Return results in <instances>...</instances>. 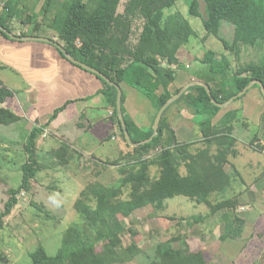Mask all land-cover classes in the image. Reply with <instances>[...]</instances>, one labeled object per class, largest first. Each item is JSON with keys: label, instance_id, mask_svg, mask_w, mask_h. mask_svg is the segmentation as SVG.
<instances>
[{"label": "trees", "instance_id": "trees-1", "mask_svg": "<svg viewBox=\"0 0 264 264\" xmlns=\"http://www.w3.org/2000/svg\"><path fill=\"white\" fill-rule=\"evenodd\" d=\"M121 2L43 0L41 10L37 12L25 0H0V23L13 32L14 21L20 20L22 25L30 26L29 32L22 33L27 36L46 35L47 26L54 30L59 41L74 57L101 70L121 86L127 84L138 88L159 111L183 88L174 85L182 65L187 69L178 53L198 33L179 9L165 17L166 9L174 8L178 0H127L124 10L119 11ZM190 13L202 18L206 30L204 41L213 35L227 51L220 53L204 45L203 54L197 57L207 65L205 75L200 78L211 87L218 102H227L253 80L264 82V0H191ZM139 17L143 26L137 41H133L134 22ZM223 21L234 25L232 38L224 36ZM0 35L10 37L1 29ZM247 49L260 54L258 58L240 63ZM97 76L104 84L102 94L112 110L111 121L128 148L113 161L99 162L105 168L116 165L121 177L117 184H107L99 180L100 171L97 172L98 177L86 183L75 202L81 221L66 230L62 245L55 254H50L40 243L30 252L32 264H120L133 260L134 253L123 240L127 228L121 221L110 219L109 210L129 218L136 210L153 206L152 214L161 217L167 209L168 199L185 196L207 205L206 214L191 217L199 222L236 203L233 196L228 197L227 194L239 174L231 162V158L238 155L236 128L241 120L239 109H228L215 122L224 108L213 102L205 86H191L165 110L158 135L152 141L134 147L127 141L118 116L117 87ZM254 87L260 88L258 84ZM11 95L10 89L0 88V101ZM262 95L264 98L263 91ZM124 99L123 94V103ZM181 106L194 114L207 116L199 122L200 135L196 140L180 142L173 124L168 121L170 111ZM64 108H58L53 117H57ZM123 110L125 114L124 106ZM21 120L23 117L11 109L0 108V125H11ZM125 120L133 135L135 124L126 115ZM260 131L264 133V112ZM153 133L154 128L132 139L140 142ZM43 134L44 128L35 126L25 138L28 160L22 165L24 174L20 183L9 188V197L0 210V232L6 226V218L19 203V193L31 191L33 180L43 168L39 145ZM50 154L55 167L65 168L77 159L90 158L84 157L67 141L51 150ZM154 167L158 176L152 174ZM165 216L176 218L174 215ZM222 220L221 239H236L242 234L243 219L225 213ZM184 238L182 234H175L168 242H160L155 264H208L203 252L191 250L185 242L175 245Z\"/></svg>", "mask_w": 264, "mask_h": 264}, {"label": "crops", "instance_id": "crops-1", "mask_svg": "<svg viewBox=\"0 0 264 264\" xmlns=\"http://www.w3.org/2000/svg\"><path fill=\"white\" fill-rule=\"evenodd\" d=\"M13 24L16 37L0 35V88L6 87L13 92V95L0 101L1 107L23 117L19 122L26 125L28 132L35 126L44 128L39 140L41 150L45 146H51L48 151L53 150L62 141H67L75 149V143L80 145L84 149L82 153H98L97 159L101 161L115 159L121 151L127 150L120 131L111 121L112 110L102 94L103 81L95 73L72 62L55 44L26 38L27 35L22 33L29 32L28 25H22L20 20H15ZM50 38L63 45L57 38ZM186 66L191 69V65ZM206 70L207 67L202 68L196 74L191 70L179 71L175 87L201 80ZM8 76H13L14 81L8 80ZM253 87L243 98H236L223 107L215 118V122L219 121L228 109L240 110L241 120L236 128L238 155L231 158L239 174L227 194L228 197L233 196L236 203L225 206L198 223L183 219V223L187 222L185 229L176 232L185 236L180 244L185 242L191 250L203 252L208 264H261L264 258V250L260 251L263 249L261 242H264V133L260 131L264 98L261 89L255 87L252 91ZM122 88L125 95L124 115L137 128H134L131 137L140 136L154 128L158 111L138 88L127 84H123ZM63 106L65 108L54 118L55 111ZM206 117L181 106L170 111L168 121L173 124L179 141L189 142L198 139L199 122ZM69 127L78 135L62 132ZM55 132L59 140L51 141ZM245 155H250L246 164L241 163ZM253 167L255 171L249 170ZM207 210L206 207L205 214ZM225 213L245 222L242 234L236 238L240 251L233 246L237 244L233 243V239L221 241L224 228L222 216ZM190 238L198 241L191 243L187 241ZM228 241L231 243L226 247H231L229 251H223Z\"/></svg>", "mask_w": 264, "mask_h": 264}, {"label": "rangeland", "instance_id": "rangeland-1", "mask_svg": "<svg viewBox=\"0 0 264 264\" xmlns=\"http://www.w3.org/2000/svg\"><path fill=\"white\" fill-rule=\"evenodd\" d=\"M58 1L61 2L63 0ZM126 1L122 0L119 11L124 10ZM190 2L191 0H178L174 8L166 9L165 17L179 9L197 31L198 36L192 37L191 41L184 45L178 53L180 59L184 62L183 64L185 66L186 64L191 65L190 70L196 74L202 68L207 67L206 64L197 58L200 57L199 54H203L204 45L207 48L219 50L220 53L227 51L222 42L213 35L204 41L203 37L206 35V30L202 18L190 13ZM26 3L36 11H40L43 6V0H27ZM245 17L247 16L245 15ZM142 26L143 21L139 17L134 22L133 41H137ZM222 28L224 36L227 38L234 36L235 27L232 23L223 21ZM45 29L47 32L44 34L49 36V38L53 36L59 41L54 30L48 29L47 26ZM259 54V52L247 49L242 55L240 63L258 58ZM190 70L183 65L179 69L180 72H189ZM8 77V80L14 81L15 79L13 76ZM3 79L5 81V78ZM13 88H15L14 85ZM256 88L259 89V87ZM253 90L255 91V87H253ZM25 127L26 125L21 122L5 126L0 125V210L3 209L9 197V188L18 185L24 174L22 165L28 160V155L24 149V139L28 132ZM62 132L78 135V133L73 131L72 127ZM55 140H59L56 132L51 135V141ZM75 144L78 151L82 153L81 150L84 149L77 143ZM48 149H51V146L42 147V150H40V162L43 168L36 179L33 180L31 191L24 190L19 193V203L6 218V226L0 232V264H32L30 252L37 248L40 243L46 246L50 254H55L62 245L66 230L73 223L81 221V216L75 208V202L86 183L97 178V172L99 171V180L107 184H117L121 177L119 168L116 165L106 164L107 168L102 167L99 162L101 160L97 159L99 154L95 152L91 154L83 153L85 154L84 157L90 158L77 159L74 164L66 168L55 167L54 160L50 154L51 150L48 151ZM249 156L245 155L241 159V163H248ZM90 160L94 163L91 164ZM110 160H106V162ZM77 162L79 163L78 165ZM249 170L255 171V168L253 167ZM152 172L154 176H158L157 168H152ZM167 205L164 213L166 215H174L175 219L167 218L165 214L161 217L153 215V206L140 208L129 218L121 214H115L113 211H108L110 219L115 218L121 221L127 228L123 236L124 245L134 253L133 260L120 264H155L158 261L156 255L158 244L160 242H168L167 240L171 239L177 231L182 232L181 229L184 230L185 224H187V222H182L184 218L189 223L197 222L191 217L204 213L207 207L206 204H199L185 196L170 198L167 200ZM262 239L264 241V237ZM233 240L235 241L233 243H237L236 240L238 239L234 238ZM187 241L194 243L198 239L190 238ZM221 241L224 240L221 239ZM180 242L177 241L175 245L180 244ZM229 243L231 242L228 241L225 244L223 251L231 247L229 245L226 247ZM238 245L239 243L233 246H237V250L240 251ZM261 245L263 249H260V251L264 250V242H261ZM261 264H264V258Z\"/></svg>", "mask_w": 264, "mask_h": 264}, {"label": "water", "instance_id": "water-1", "mask_svg": "<svg viewBox=\"0 0 264 264\" xmlns=\"http://www.w3.org/2000/svg\"><path fill=\"white\" fill-rule=\"evenodd\" d=\"M0 29L5 31L7 34H9L12 37H16L14 35V33L12 31H10L9 29H7L5 26H3L0 23ZM26 38H32V39H38V40H42V41H47V42H51L53 44H55L72 62L80 65L81 67L87 69L88 71L95 73L97 75H99L100 77H102L103 79H105L108 83H110L111 85H115L118 89V96H117V112H118V116L121 120L124 132H125V136L127 141L134 147L139 146L141 144H145L148 143L150 141L153 140V138L155 136L158 135L159 133V127H160V123L163 117V114L165 112V110L174 102L176 101L187 89H189L191 86L194 85H203L206 87L207 91L209 92V94L212 96L213 102L215 104H217L218 106L221 107H225L227 105H229L234 99L244 95L251 87H253L254 85L258 84L260 86V88L263 91L264 94V82L260 79H256L253 80L245 89H243L242 91H240L237 95L233 96L230 100H228L227 102L224 103H220L218 102L212 95V90L211 87L203 80H193L190 83H188L187 85H185L178 93H176L173 97H171L158 111L156 119L154 121V133L150 138H147L143 141L140 142H134L130 131L128 129V124L125 120V115H124V110H123V88L121 85H119L118 83H116L115 81H113L110 77H108L105 73H103L101 70L77 59L76 57H74L66 48L64 45L58 43L57 41H55V39L46 37V36H26Z\"/></svg>", "mask_w": 264, "mask_h": 264}]
</instances>
